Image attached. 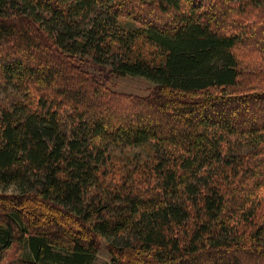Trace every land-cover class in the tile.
Listing matches in <instances>:
<instances>
[{"label":"trees","instance_id":"obj_1","mask_svg":"<svg viewBox=\"0 0 264 264\" xmlns=\"http://www.w3.org/2000/svg\"><path fill=\"white\" fill-rule=\"evenodd\" d=\"M0 88V264H264V0H0Z\"/></svg>","mask_w":264,"mask_h":264},{"label":"rangeland","instance_id":"obj_2","mask_svg":"<svg viewBox=\"0 0 264 264\" xmlns=\"http://www.w3.org/2000/svg\"><path fill=\"white\" fill-rule=\"evenodd\" d=\"M90 70L98 73V71L92 67H88ZM108 84L117 91L127 92L137 95H146L152 88L154 83L142 76H110L107 80ZM21 94L15 93L11 89L4 90L0 88V108L9 106L16 101V98ZM66 115V114H65ZM65 118V116H64ZM150 154V150L146 147L141 148H115L109 153L105 169L108 176H118L123 174L126 170L133 169L138 163L141 164ZM110 181V180H108ZM5 190L8 193H15L16 189L12 185L6 189L0 187V191ZM107 241L102 238V248L96 252L91 264H112L110 254L106 249ZM16 245V244H15ZM10 248L4 253V261L8 262L9 259L21 256L22 251L19 246ZM17 248V249H16Z\"/></svg>","mask_w":264,"mask_h":264}]
</instances>
